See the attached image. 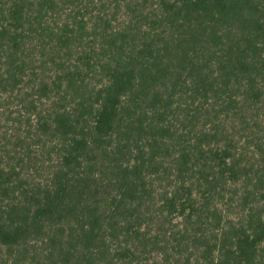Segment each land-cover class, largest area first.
<instances>
[{"label": "trees", "instance_id": "1", "mask_svg": "<svg viewBox=\"0 0 264 264\" xmlns=\"http://www.w3.org/2000/svg\"><path fill=\"white\" fill-rule=\"evenodd\" d=\"M0 264H264V0H0Z\"/></svg>", "mask_w": 264, "mask_h": 264}]
</instances>
